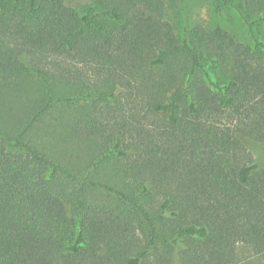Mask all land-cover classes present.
I'll return each instance as SVG.
<instances>
[{"label":"trees","instance_id":"obj_1","mask_svg":"<svg viewBox=\"0 0 264 264\" xmlns=\"http://www.w3.org/2000/svg\"><path fill=\"white\" fill-rule=\"evenodd\" d=\"M0 0V264L264 259V0ZM259 154V156H256Z\"/></svg>","mask_w":264,"mask_h":264},{"label":"rangeland","instance_id":"obj_2","mask_svg":"<svg viewBox=\"0 0 264 264\" xmlns=\"http://www.w3.org/2000/svg\"><path fill=\"white\" fill-rule=\"evenodd\" d=\"M167 20L180 31L185 23L202 24L207 28L222 26L238 41L249 43L246 26L232 9L219 5L217 0H163ZM259 156V154H256ZM235 264H264L246 244H239Z\"/></svg>","mask_w":264,"mask_h":264}]
</instances>
